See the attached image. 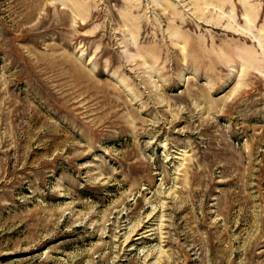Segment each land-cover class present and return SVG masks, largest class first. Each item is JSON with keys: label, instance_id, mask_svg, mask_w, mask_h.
<instances>
[{"label": "rangeland", "instance_id": "1", "mask_svg": "<svg viewBox=\"0 0 264 264\" xmlns=\"http://www.w3.org/2000/svg\"><path fill=\"white\" fill-rule=\"evenodd\" d=\"M0 264H264V0H0Z\"/></svg>", "mask_w": 264, "mask_h": 264}]
</instances>
